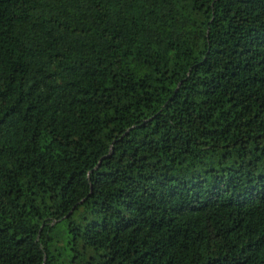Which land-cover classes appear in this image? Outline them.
Returning a JSON list of instances; mask_svg holds the SVG:
<instances>
[{
  "label": "trees",
  "instance_id": "1",
  "mask_svg": "<svg viewBox=\"0 0 264 264\" xmlns=\"http://www.w3.org/2000/svg\"><path fill=\"white\" fill-rule=\"evenodd\" d=\"M0 264H264V0H0Z\"/></svg>",
  "mask_w": 264,
  "mask_h": 264
},
{
  "label": "rangeland",
  "instance_id": "2",
  "mask_svg": "<svg viewBox=\"0 0 264 264\" xmlns=\"http://www.w3.org/2000/svg\"><path fill=\"white\" fill-rule=\"evenodd\" d=\"M64 229H65L64 226L59 227V229H58V234H59V235H63V230H64Z\"/></svg>",
  "mask_w": 264,
  "mask_h": 264
}]
</instances>
